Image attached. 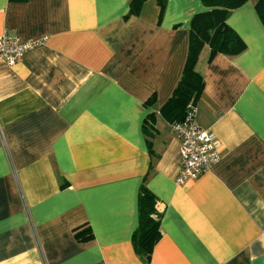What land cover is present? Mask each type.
I'll use <instances>...</instances> for the list:
<instances>
[{
	"label": "crops",
	"instance_id": "crops-1",
	"mask_svg": "<svg viewBox=\"0 0 264 264\" xmlns=\"http://www.w3.org/2000/svg\"><path fill=\"white\" fill-rule=\"evenodd\" d=\"M0 0V35L44 38L0 65V264H264V23L255 0L226 23L235 56L203 46L196 123L220 160L183 184L160 113L201 0ZM141 184L160 236L135 251ZM89 227L79 241L75 232Z\"/></svg>",
	"mask_w": 264,
	"mask_h": 264
},
{
	"label": "trees",
	"instance_id": "trees-1",
	"mask_svg": "<svg viewBox=\"0 0 264 264\" xmlns=\"http://www.w3.org/2000/svg\"><path fill=\"white\" fill-rule=\"evenodd\" d=\"M246 0H201L207 10L193 15L190 22L188 52L178 84L160 113L171 124L184 117L187 105L193 104L201 94L204 81L195 66L203 46L209 47L207 60L216 53L235 56L244 50L245 44L226 23L229 13ZM143 0H130L128 15L137 14ZM161 16L165 0H158ZM255 11L264 23V0H255ZM156 198L145 185L138 191V225L132 235L136 253L149 262L152 248L160 236V214L155 209ZM79 241L91 238L89 227L75 232Z\"/></svg>",
	"mask_w": 264,
	"mask_h": 264
},
{
	"label": "built area",
	"instance_id": "built-area-1",
	"mask_svg": "<svg viewBox=\"0 0 264 264\" xmlns=\"http://www.w3.org/2000/svg\"><path fill=\"white\" fill-rule=\"evenodd\" d=\"M44 38L23 39L9 31L0 35V65L11 66L23 55L43 44ZM196 107L190 102L180 121L170 124L180 142V162L174 177L183 184L210 169L220 160V152L212 132L201 128L195 121Z\"/></svg>",
	"mask_w": 264,
	"mask_h": 264
}]
</instances>
